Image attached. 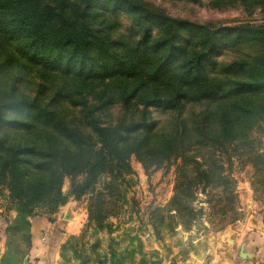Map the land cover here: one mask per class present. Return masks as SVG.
Listing matches in <instances>:
<instances>
[{"label":"trees","instance_id":"16d2710c","mask_svg":"<svg viewBox=\"0 0 264 264\" xmlns=\"http://www.w3.org/2000/svg\"><path fill=\"white\" fill-rule=\"evenodd\" d=\"M164 1L264 14V0ZM262 125L264 19L222 27L145 0H0V193L15 207L7 234L27 251L38 210L89 198L90 224L117 215L107 205L123 200L133 158L146 171L180 162L167 211L189 227L214 182L232 205L221 155ZM6 248L1 264H18Z\"/></svg>","mask_w":264,"mask_h":264},{"label":"rangeland","instance_id":"374dc122","mask_svg":"<svg viewBox=\"0 0 264 264\" xmlns=\"http://www.w3.org/2000/svg\"><path fill=\"white\" fill-rule=\"evenodd\" d=\"M145 1L164 8L171 16L198 23L213 22L222 27L262 23L264 19L263 13L249 16L241 10L222 13L164 0ZM223 58L231 61L233 56L227 55ZM224 150L221 161L232 180L229 186L234 193L232 205L225 192L226 184L223 181L214 182L206 192H197L193 206L202 215L189 227L185 224L187 216L184 213L177 215L167 211L174 196L177 165L180 162L146 171L133 158L131 165L134 174L127 176V184L122 185L123 200L117 207L107 205L117 215L110 217L102 227L89 223L81 237L69 239L68 245L62 251V264H99V261L111 264L114 257L122 261V264H187L192 257L203 258L210 251H221L222 248L217 243L221 233L245 217L238 210L241 206L237 193L240 183L247 182L252 191V199L258 204H264V163L261 162V158H264V125L254 128L246 139L228 145ZM207 152L212 150H204V153ZM104 181L101 180L100 189ZM71 183L69 178L64 180V193L71 192ZM158 189L161 191L157 192ZM171 190L172 198L167 202L163 197L167 203H162L163 200L158 197L162 193H170ZM108 198L106 196L103 199L107 201ZM7 205L1 192L0 221L7 222L9 227L10 222L16 218V213L14 206L8 210ZM230 206L235 208L234 211L229 209ZM37 215L45 216V213L38 210ZM111 219H117V222L113 223ZM8 240L12 242L14 259L20 261L18 264L24 263L27 252L25 241L19 234H7Z\"/></svg>","mask_w":264,"mask_h":264},{"label":"crops","instance_id":"0c3cea01","mask_svg":"<svg viewBox=\"0 0 264 264\" xmlns=\"http://www.w3.org/2000/svg\"><path fill=\"white\" fill-rule=\"evenodd\" d=\"M160 191L161 189H158L157 192ZM250 192L252 191L247 182L240 183L237 193L241 206L238 210H241L245 217L221 233L217 243L222 250L210 251L203 258L192 257L187 264H264V204L256 203ZM172 196L171 190L170 193L166 192V195L162 193L158 199L163 200L164 197L168 202ZM88 209L89 198L80 201L71 198L55 214L33 217L30 220L31 246L22 264H62L64 245L71 238L81 237L89 224ZM13 216L15 217V214ZM110 221L116 223L117 219ZM7 228V222L0 221V264L7 251ZM44 231L49 233L45 243L42 242Z\"/></svg>","mask_w":264,"mask_h":264},{"label":"built area","instance_id":"2783aa9c","mask_svg":"<svg viewBox=\"0 0 264 264\" xmlns=\"http://www.w3.org/2000/svg\"><path fill=\"white\" fill-rule=\"evenodd\" d=\"M48 231H44L43 232V237H42V242L45 243L47 241V238H48Z\"/></svg>","mask_w":264,"mask_h":264}]
</instances>
